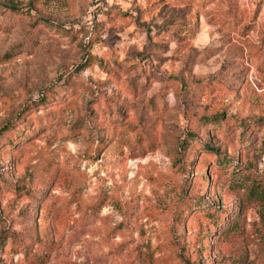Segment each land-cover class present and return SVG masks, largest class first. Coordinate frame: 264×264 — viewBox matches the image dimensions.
Instances as JSON below:
<instances>
[{"label":"rangeland","instance_id":"374dc122","mask_svg":"<svg viewBox=\"0 0 264 264\" xmlns=\"http://www.w3.org/2000/svg\"><path fill=\"white\" fill-rule=\"evenodd\" d=\"M0 264H264V0H0Z\"/></svg>","mask_w":264,"mask_h":264},{"label":"trees","instance_id":"16d2710c","mask_svg":"<svg viewBox=\"0 0 264 264\" xmlns=\"http://www.w3.org/2000/svg\"><path fill=\"white\" fill-rule=\"evenodd\" d=\"M5 7L11 9V10H18L19 9V6L15 3H4L3 4Z\"/></svg>","mask_w":264,"mask_h":264}]
</instances>
